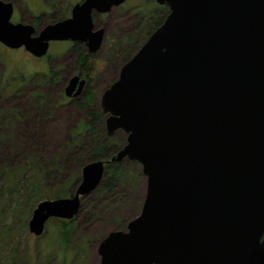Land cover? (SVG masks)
I'll use <instances>...</instances> for the list:
<instances>
[{
    "label": "water",
    "instance_id": "water-1",
    "mask_svg": "<svg viewBox=\"0 0 264 264\" xmlns=\"http://www.w3.org/2000/svg\"><path fill=\"white\" fill-rule=\"evenodd\" d=\"M122 2L83 0L37 31L0 0V43L42 57L53 40L83 41L94 53L103 30L92 11ZM157 2L166 18L100 99L107 134H128L113 160L138 161L146 192L126 230L99 243L98 264H264V0ZM85 82L73 76L65 95ZM103 168L85 165L73 196L39 202L30 232L71 219Z\"/></svg>",
    "mask_w": 264,
    "mask_h": 264
},
{
    "label": "rangeland",
    "instance_id": "rangeland-1",
    "mask_svg": "<svg viewBox=\"0 0 264 264\" xmlns=\"http://www.w3.org/2000/svg\"><path fill=\"white\" fill-rule=\"evenodd\" d=\"M6 1L16 8L11 22L32 24L39 31L62 20L77 0ZM119 6L112 14L124 20L105 23L101 44L91 54L87 45L66 40L51 41L43 57L0 43V264H98L102 239L126 230L141 212L146 192L141 164L127 157L113 160L128 134L119 128L108 135L103 112L92 133L83 130L89 123L84 97L65 95L71 76L89 71L85 91L92 93V107L100 114L102 93L160 24L155 21L168 13L156 0H125ZM79 53L88 55L84 66ZM73 130L81 133L72 136ZM95 161L103 162L102 180L80 196L78 212L71 219L50 217L40 235L30 232L37 204L73 196L82 168ZM117 163L122 171L112 179ZM104 182L112 186L106 189ZM62 220H72L66 245L58 229Z\"/></svg>",
    "mask_w": 264,
    "mask_h": 264
},
{
    "label": "trees",
    "instance_id": "trees-1",
    "mask_svg": "<svg viewBox=\"0 0 264 264\" xmlns=\"http://www.w3.org/2000/svg\"><path fill=\"white\" fill-rule=\"evenodd\" d=\"M152 26H155V24ZM153 29H152V31H153ZM86 56L82 55V53H79V61L83 66L86 64V59H87ZM83 97H84V101H85V103L83 102V106L85 107L86 115L89 119V123H87L86 125L83 126V128H84L83 130L91 132L90 130L94 131V129L96 128L98 120H99V116L102 114V112L100 114H98L94 110V108L92 107V102H93L92 93L86 92L85 94H83ZM92 108H93V110H92ZM79 129H82V128L80 127ZM78 133H81V132L79 130H73L71 134H72V136H74L75 134H78ZM104 137L107 138L106 135H104ZM107 139H109V137ZM70 140H71V138H70ZM119 166H120V163H117L116 167H112L113 168V173L111 174L112 179L114 177H116L119 172L122 171L121 168L118 169ZM102 184L104 187H106V189H109V187L112 186V183L109 184V182H104ZM64 195L65 194L59 195V197H57V198H63ZM71 227H72V220H67V221L62 220L59 227H58L61 240H64L65 245L67 244V241L69 239V233H70Z\"/></svg>",
    "mask_w": 264,
    "mask_h": 264
},
{
    "label": "flooded vegetation",
    "instance_id": "flooded-vegetation-1",
    "mask_svg": "<svg viewBox=\"0 0 264 264\" xmlns=\"http://www.w3.org/2000/svg\"><path fill=\"white\" fill-rule=\"evenodd\" d=\"M83 0H77L74 4H76V3H79V2H82ZM73 4V5H74ZM73 5H71V7H70V9H69V12L65 15V17L64 18H62V20L63 19H66V18H70L71 16H72V7H73ZM119 5H117V6H113V7H111L110 8V10L109 11H107V12H97V11H92V13H91V15H92V22L93 23H97V21H95V18H96V16H99L100 17V19H99V23H101L102 25L99 27V29H101V30H103V37H104V34H105V32H106V24L105 23H121V20H124L123 19V16H121V14H119L118 13V15L117 16H119V17H115L113 14H112V12H116L115 10L117 9V7H118ZM120 7V6H119ZM14 9H16L15 7H14V5H13V12H14ZM13 15V14H12ZM131 15L132 14H127V17H130L131 18ZM134 15V14H133ZM34 16V15H33ZM35 17V16H34ZM126 17V18H127ZM128 21H130V19H127ZM112 21V22H111ZM33 23V22H32ZM97 28L95 27V24H94V30H96ZM103 37H102V39H103ZM71 43H79V45H82V46H85L86 47V42H83V41H74V42H72V41H70ZM89 54V53H88ZM91 54V53H90ZM88 56V55H87ZM89 72L88 71H86V70H82L81 72H79V74H73L71 77H73V76H75V75H78L79 76V79H85L86 80V82H85V84H84V88H83V92L79 95V96H71V97H68L69 99H72V100H76L77 98H81L82 96H83V94H85L86 93V85H88L89 84ZM77 87H78V82L76 83V85H75V90L77 89ZM67 98V99H68Z\"/></svg>",
    "mask_w": 264,
    "mask_h": 264
}]
</instances>
